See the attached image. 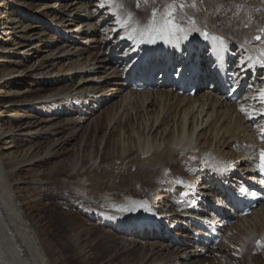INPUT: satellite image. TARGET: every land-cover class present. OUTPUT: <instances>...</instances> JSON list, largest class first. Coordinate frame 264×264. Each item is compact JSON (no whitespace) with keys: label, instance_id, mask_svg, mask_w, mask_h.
<instances>
[{"label":"bare ground","instance_id":"bare-ground-1","mask_svg":"<svg viewBox=\"0 0 264 264\" xmlns=\"http://www.w3.org/2000/svg\"><path fill=\"white\" fill-rule=\"evenodd\" d=\"M54 1L46 0L44 4L52 3L50 4L52 8L62 5L60 9L62 11L72 5V2L70 5V2H66V0ZM77 1L80 2H75V5L71 6L66 17L57 19V12L52 10L51 18L44 21L39 16L27 15L24 11V2L12 0L17 5L13 7V13L17 12L20 18H29L31 22L34 20L45 26L41 33L46 37H40V39H46V43L41 46L42 41H39L27 46L28 48L33 47L34 54L38 53L41 48H48L53 43L54 36H58L57 39L60 38L62 43H76L79 37L80 41L86 43L97 41L98 46H95L92 51H78L80 54L77 52L79 56H83L85 53L87 56L82 59L81 65L76 68L69 65L67 71L85 69L86 72L74 75L75 77L71 76L69 81H73V85L68 88L53 87L55 84L64 82L61 79L49 78L57 72L45 73L42 69L45 68L46 62L36 69L34 66L28 67V70L25 71H29V73L25 78L28 77L30 80L18 82L10 80L12 77H18L20 71H15V73L14 67L10 69L5 65V67L1 66L4 61L0 60V85H5L3 81L8 79L6 84L11 83L12 87L6 97L0 95V98L7 99L4 102L0 100V112L4 108H9L6 113L12 117L7 121L12 125L10 124L6 130L5 124L0 125V146L3 140L14 138V148L17 150L16 155L10 157V154L3 153L5 149L1 150L0 148V226L4 227L2 228L4 230H0L4 232L3 236L5 233L9 235V244L13 246V255L17 256L16 259L21 262L24 258L27 261L28 258L29 261L32 259V264H55L56 260L61 257L58 256L53 260L51 258L53 255L50 257L49 252L44 251L38 241V234L33 229V224L30 223L29 217L25 216L26 211L17 202L20 198L17 197V199L13 195L14 188L12 186V179L15 177L16 171H21L23 167L48 165L53 161L52 164L55 167L52 175L59 182L53 192L51 191L54 201H59L60 204L63 202L61 207H72L77 211V217L73 219L74 222H78V217L81 218V215L89 211L94 214L102 213L104 215L102 221H110L112 224L110 233H107V235H111L109 238L104 237V243H109L114 248L120 244H130L129 247L115 250L112 255L108 256L105 264L132 263V260V262H125L124 259V257L126 258L124 254L132 250L140 255L135 264H205L204 261L197 259L201 258L202 252L211 251L209 245L206 244V238L196 236L197 240H193L194 243L190 244L176 241L173 235L183 236L184 233H181L183 221L191 226V229H204L199 233L202 236L208 235L207 230H213L217 217L208 218L214 222L212 224L200 221V218L202 213L207 217L214 216L217 208L223 206L221 198L215 201L216 207L207 202L208 196L214 195L217 198L221 194L217 183L223 182L222 177H230L226 183L231 189L238 188L242 180L248 177L251 179L259 177L256 171L249 174L246 169L255 166V162L252 163L254 152L264 148V145L261 144V140L264 138V115H256L257 112L264 111V105L258 103L259 94L264 90V79L259 78L264 75V67L256 63V59L261 57L260 49L264 47V43L259 41L260 45L257 48L252 47V43H256L257 35L264 36V33L259 32L260 28H264V8L257 3L258 0H211L210 4L218 8V14L211 16V20L206 21V17L204 18L206 12L203 13L200 0ZM256 4L257 7L254 8L253 5ZM46 5L48 4L44 6ZM31 10L30 5L26 7V11ZM81 10V15L89 13L90 16H85V18L77 16L78 13L75 12ZM242 10H248L250 17H254L249 20L250 30L246 32L239 28L235 30L237 26H232L233 28L227 30V25L225 26V22H223L224 18L231 19L232 15L229 16V13H232L236 19ZM196 11L200 21L195 22L196 27L200 28V32L190 31L185 36V33L176 31L167 23V21L174 20L182 27L191 28L189 21L194 20L192 14ZM129 14L131 21L128 19ZM52 22H54L53 25ZM124 24L127 26H122ZM61 25L68 26L61 28L64 33H60L57 29ZM81 27L89 28L81 33L74 31ZM27 28L30 26L28 25ZM10 29L15 31L11 24L0 22V31L3 30L5 36L11 34L8 32ZM48 30H52L54 33L51 37L46 33ZM205 30L210 36L221 37L224 43L221 45L218 41L205 39L201 34ZM243 32L244 35H242ZM20 37L30 38L33 36L22 34ZM146 46H149L150 49L145 50ZM185 46H189L194 51L188 53L185 62L177 63L176 67L175 62L178 59H173L171 69H174L173 67L179 69L175 83L171 84L169 81L168 76H170L171 70L170 72H161V69H158L160 77L154 83L156 90L137 92L127 88L130 83L136 80L134 79L136 77L135 66L136 70H139L138 74H147L149 80V76H152L157 69L155 66L159 63L158 59H161L155 53H164L166 49L182 50ZM67 49H64L63 52ZM1 50L9 51L10 49L3 48ZM145 51L147 57L144 60ZM219 51L225 54L227 64L230 66V73L236 84L248 89L247 97L251 99L248 101L253 103L258 101L256 103L259 105L253 107L256 112H251V115L256 117L252 121H246L245 114L240 110L241 104L247 100L241 101V104H231L222 97L220 92L197 93L194 97L178 93L176 85L183 78H187L186 81L192 80L196 87H202L206 78L203 75L205 70L202 67L206 66L211 60V56L214 57L213 55ZM28 53L31 54V51ZM53 54L54 51L46 55L45 58ZM26 56L22 58H28ZM249 57L252 59L250 60ZM198 58L203 60L202 67L201 69L197 67L196 74L191 75L188 72L190 70L193 72L192 68L196 65ZM140 60H142L141 63ZM168 61H170L169 57L165 62L168 63ZM188 61L191 62L190 65L187 64ZM62 67L59 68V71ZM89 68L90 70H88ZM96 69H102L103 72L97 73ZM8 71H12V73L8 74ZM21 73L23 75L24 72ZM106 75L108 76L106 77ZM195 77L201 80L200 85L195 82ZM110 84L113 85L109 86ZM23 85H28V88L19 89ZM110 87H115L118 92L126 91L129 95L139 96L137 106L143 109L139 115L136 114L139 117V127H133L132 121V123L128 121L124 125L119 120L115 122L118 112L112 115L109 110L100 118L89 122L94 116V112L99 110V105L108 102L107 98L109 97L106 94H109ZM31 95L39 97L30 100L28 98ZM133 105L135 104L133 103ZM1 114L3 112L0 113V121L3 120ZM236 114L239 116V122L244 120L243 124L248 125V129L251 127V123L258 128V133L252 132L254 134L250 140L252 144L250 146L244 147L243 140L240 145V132H242L240 123L235 124L236 126L232 130L228 129L229 126L217 128L221 119ZM171 116L173 118L170 120ZM5 120L4 118L3 121ZM205 123L209 124L203 129ZM79 133H82V138L84 136L88 140L92 138L91 141L85 145L82 152L80 150L72 151L67 158H64L67 147L72 140L77 139ZM98 160L99 167L97 169L101 173L91 176V170ZM105 163L113 167H102L101 169L100 167ZM198 164L200 165L199 169L196 168ZM203 167L205 173L201 175ZM112 168L118 172H113ZM197 171L199 174L196 173ZM235 171L239 174H234ZM144 180L148 181V184ZM76 181L78 183H75ZM90 181L93 184L88 185ZM178 181L182 182L178 183ZM163 183L166 186L172 184L173 188L179 191L178 194H176V190L173 192L168 203L175 202L174 198L187 200L184 209L181 208L182 214L177 218L171 217L175 215V211H173L177 208L175 204H165V208H161V210L155 206L156 203L160 204L161 200L166 197L164 193L169 191V188L162 190L164 186H158ZM249 187L251 191H257L254 197L258 196L259 200L264 199L262 189L251 184ZM91 189L99 192L94 197L95 200L88 194ZM152 190L148 199L139 198ZM179 194L181 196L178 197ZM193 204L194 208L191 207ZM121 208L127 210L120 211ZM256 209L245 217H241L238 212L233 211V215L239 217L235 224L229 223V216H225V213L218 216L221 223L218 226L230 227L228 232L232 234L236 243H233L234 249L232 250L234 252L225 254L223 252L210 264H264V248L260 250L263 252L259 253V247L256 246V242L264 243V215H260V211L264 212V203H261ZM60 214L62 213L60 212ZM65 217L57 216L54 220L55 225L58 223L61 230L63 226L70 227V224L72 226V221ZM171 218L177 222L171 223ZM203 220L206 219L203 218ZM69 221L71 223L68 224ZM166 229H170L171 236L168 231L165 232ZM78 232L77 238L76 236L75 238L71 237L67 242H64L65 246L73 251L72 260H77V264H94L100 254L94 250L96 246L98 248V245L93 244L92 240L88 239L90 237L87 238L82 231ZM252 242H254V246L251 245ZM94 245L96 246L94 247ZM219 246L221 243L217 247L220 248ZM237 247L245 252H241L235 257V252H239L236 250ZM253 250H255L254 253ZM97 251L99 252V250ZM212 251L216 252V249L213 248ZM135 252L132 253L135 254ZM136 260L134 261L136 262Z\"/></svg>","mask_w":264,"mask_h":264},{"label":"rangeland","instance_id":"rangeland-1","mask_svg":"<svg viewBox=\"0 0 264 264\" xmlns=\"http://www.w3.org/2000/svg\"><path fill=\"white\" fill-rule=\"evenodd\" d=\"M0 1H1V5H0V13H1L0 22L9 23V24L12 25V27L15 28V31H12L10 29L8 32L11 33V34L10 35L7 34L6 36L4 35L3 30L0 31V48L1 49H3V48H9L10 49L9 51L8 50L7 51L6 50L3 51V50L0 49V60L4 61L3 64L1 63V66L5 65L7 67H10V69L14 67L15 68L14 72L15 71H20V75L18 77H12L10 81H18L19 82V81L26 80V79L30 80V78H28V77L25 78L27 73H29V71H25V70H28V67H30V66H34V69H36L43 62L47 63L44 66L45 68L42 69L45 73H52L53 71L57 72V74H53L49 78L61 79L64 82V83H61V84H55L53 86V87H57V88H62V87L68 88V87H70V85H73V81L72 82L69 81L70 80L69 78H71V76L79 75L80 73H85L86 72L85 69H83V70L82 69L81 70L78 69V70H74L73 72H70V71H67V70H68V68L71 65L74 68H76L77 66L81 65V62H83L82 59L85 58V56H87V55L85 53L83 55L84 57L83 56H79V54H80L79 52L80 51L82 52V51H92V50H94L93 48L95 46H98V42L97 41H95L96 43L95 42L86 43L85 41H80V38L78 37L76 43L67 44V43H62V40L60 38L57 39L58 36H54L53 37V43L50 44V46L48 48H41V49H39L38 53L34 54L33 51H32L33 47H29L28 48L27 46L29 44L38 43L39 41H42V43H40L41 46L46 43V39H40V37L41 38L42 37H46L45 34L43 35V33H41L44 30L45 26H43L40 23H37V21L35 22L34 20L31 22L29 20V18H20V15L17 12L13 13L12 9H13L14 6L16 7L17 5L15 3H13L12 0H0ZM14 1H18V2H21V3L24 2L25 3L24 11L27 13V15L31 14V15H35V17L39 16V18L43 19L44 21H48V18L49 19L51 18L50 15H52V10L57 12V19L58 18L62 19L64 17H66L68 15V11L70 10L71 6L75 5V2L76 3L80 2V1H77V0H66V2H70V5H71V2H72V5L71 6L69 5L70 6V7L68 6L69 8H66V9H64L62 11V10H60L62 8V5H61V7H58V5H57V7L55 6V8L54 7L52 8V5H50L52 3H45V4H48V5L44 6L45 5L44 2L46 0H14ZM49 1L51 2V0H49ZM210 1L211 0H204V1L200 0L199 1V3H201L200 6L203 9V13L206 12V15L204 16V18L206 17V19H205L206 21L211 20V16H214L215 14H218V8L215 7V6H212L210 4ZM257 3L261 4V7L264 8V0H258ZM29 5L31 6L32 10L31 11H26V7H28ZM253 7L254 8L257 7V4L253 5ZM54 9H56V10H54ZM242 11H243V13H242ZM242 11L240 13L241 16L239 14L238 16H236V19H235V16H233L232 13H229V12L226 11L227 13H229V16H230V14L232 15L231 19L226 18V17L224 18L223 22H225V26L227 25L226 26V29L228 28L227 30H230L231 28H233L232 26H237L235 28V30L238 29V28H239V30L244 31V32L250 30V28H249L250 27L249 26L250 25L249 20L254 19V17H252V16L250 17V15L247 12L248 10H242ZM80 12H82V10L78 11V12H75V13H78L77 16L80 15V16H82V18H85V16L86 17L90 16L89 13H87V14L86 13H82V15H81ZM73 16H76V15L73 14ZM192 17L194 18V21H197V20H198V22L200 21L198 16H197V11L193 12ZM232 18H234V19L232 20ZM244 20H245V22H244ZM219 23L220 22H218V24ZM53 24H54V22H52V25ZM28 25L30 26V28H27ZM62 27L66 28L68 26L61 25V27L57 28V29H59L60 33H64L61 30ZM88 28L89 27L84 29V28L81 27V28H79V30L78 29L77 30L74 29V31L81 33V32H83L84 30H86ZM244 32L242 33V35H244ZM46 33L49 34L50 37L54 34L52 32V30H48V31H46ZM71 33H72V31H71ZM22 34H29V35H31L33 37L21 38L20 36H22ZM255 42L256 43H252L253 44L252 47L257 48L260 45V44H258L259 41L256 40ZM66 48H68L67 51L63 52V50L66 49ZM29 51H31V54L28 53ZM53 51H54V54L52 56H47L45 58L46 55L50 54ZM77 52L79 54H77ZM8 55H11V56H8ZM23 56L24 57L26 56L28 58H22ZM62 66H64V67H62ZM60 67H62V69L59 71ZM90 68H92V67H90ZM90 68L88 70H90ZM96 71H97V73H100V71H101V73L103 72L102 69L101 70L96 69ZM21 72H24L23 75H22ZM58 72H60V73L58 74ZM10 73H12V71H8V74H10ZM108 75H106V77ZM106 77H104V78H106ZM159 77H160V71H158L157 74H156V81L159 80L158 79ZM259 78L261 80L264 79V75L259 76ZM8 81L9 80L6 79V80L3 81V83L5 82V85H3V84L0 85V95H3L4 97H6L7 92L12 89V87L10 85L11 83H7L6 84V82H8ZM25 85L21 86V88H19V89L28 88V85L27 86H25ZM112 85L113 84H110L109 86H112ZM153 90H156V89H153ZM108 91H109V94H106V96L108 95L107 97H109V98H107L108 102L106 104H104V105H101V106L99 105V110L97 112H94L95 114H94V116L91 118V120L89 122H93L94 120L100 118L101 116H103L106 113L107 110H109V112H111L112 115H114L115 112H118V114L116 115V120L117 121L115 120V122H118V120H119V122L121 121L122 124L124 125L128 121H130V122L132 121L134 123L133 127H135V128L139 127V121H138L139 117L136 114L139 115L140 112L143 110L142 108H138V106H137L138 105L137 102L139 100V96H137V95H129L126 91L118 92L117 90H115V87L114 88L110 87ZM99 95H101V94H99ZM199 95L202 96V94H199ZM4 97L0 98V100L2 102L7 101V99L4 98ZM37 97H39V96L31 95L28 99L33 100V99H36ZM100 97H99V99H100ZM126 97H128L126 99L127 102L125 100ZM248 100H251V99L249 98ZM247 101L244 102L243 104H241V102H239L237 104H241L240 110L243 107L244 109L247 110V113H249V114H246V112L241 111L243 114H245L246 121H248V120L252 121V119L256 118L255 116L251 115L252 113L256 112V111L253 110V107H254V105L256 106V105H259L261 103H260V101L259 102L256 101L259 104L256 103V102L253 103L251 101H248V102ZM133 103L135 105H133ZM251 106H252V108H251ZM258 108H259V106H258ZM136 109H138V110H136ZM8 110H9V108H4L0 112V113L3 112V114H1L2 117H3V120H4V118L6 119L5 121H3L2 119L0 121V125L1 124H5V126H4L5 130L8 127H10V124H11V123L8 124L7 121L12 119L11 116H8L9 113H6ZM141 114L143 115V113H141ZM214 117H216L215 114H214ZM232 117H234V118L232 119ZM238 117L239 116L236 114V115H231V117H229V118H226L227 121H226L225 118L221 119V121H220L221 124L218 123L217 128H220L221 126H223V127H228L229 126L228 129L232 130L236 126L235 124L240 123ZM172 118L173 117L171 116L169 119L171 120ZM228 119H229V121H228ZM222 121H224V122L226 121V122L224 123ZM243 121L244 120H242V122L239 124L240 125V131H242V132H240V137H241L240 138V145H241V140H243L244 142L242 143V145L244 147H246L248 145L249 146L252 145L250 143V140H252V135L254 134L252 132L254 131L255 133H258V128H257L256 125L251 123L250 124L251 127H249V129H248L247 128L248 125L245 126L243 124ZM227 122H229V123H227ZM113 124H114V122H113ZM208 124L205 123V125H204L205 127H203V129L206 128L208 126ZM242 127H243V129H242ZM208 135H210V134L208 133ZM91 139L92 138H90L88 140L87 138H85V136H84V138H82V133H79L78 136H77V139L76 140H72L70 142V145L67 147V150L64 153V158H67L68 155L71 154L72 151L80 150L82 152V149H84L86 144H89ZM14 142H15L14 138H11V139L7 138V139L3 140V143L0 146L1 150L5 149L3 151V153L10 154L11 155L10 157H14L16 155V151H17L14 148V145H15ZM52 163H53V161L50 162V164L44 165V166L23 167V169L21 171H19V172L16 171L15 177L12 179V186L14 188V194H13L14 197L15 198H17V197L20 198V199L17 198L18 199L17 202L19 203L20 207H23L24 210L26 211L25 212V216L29 217L30 223L33 224V229H34V231L37 232L38 241H39L40 245L42 246V248L44 249V251L46 253L49 252L48 254H50V257L53 255L51 257L52 259L53 258L55 259L56 257L58 258V256H61L60 258H58L56 260L55 264H74V263L77 264L78 263L77 260H72L73 251L70 248H67L65 246V243H64V242H67L68 238H71V237L75 238V236L77 238V234H79L78 231H82L83 235H85L87 238L90 237L88 239L89 240L91 239L93 244L98 245V248H96L97 247L96 245H94V247L95 246L96 247L95 248L93 247V248H94V250H95V252L97 254L100 253L101 255L98 254L99 258L96 259L94 264H96V263L97 264H99V263L100 264H105L106 259L108 258V256L112 255L115 252V250H119V248L121 249V248L129 247L130 244L124 243V244H120L119 246H116V248H114L109 243H104V237L106 238V236H107L109 238L110 237L109 235H111V234L107 235V233L108 232L110 233L112 224H111L110 221H106V222L102 221V219H103L102 217L104 216L102 213L94 214L93 212L89 211V212L85 213L84 215H81V216L79 215L81 218L78 217V219H79L78 222H74L73 221V219L75 217H77V215H76L77 211L74 208H72V207H67V208L61 207L63 202H61V204H60L59 201H57V202L54 201L52 192L57 187L56 185H58L59 182L56 181V179L52 175V172H53L54 167H55L54 164H52ZM199 166L200 165L198 164L196 168L199 169ZM97 167H99V160L96 162L95 167L91 170V176L92 175L94 176V175H97L98 173H101L100 171H98L99 169H97ZM102 167H113V166H111V165L109 166L108 164L105 163L100 168L102 169ZM112 171L115 172V173L118 172L114 168H112ZM204 171H205L204 167L201 168V173L200 174L203 175L205 173ZM177 172L180 173V171H177ZM198 172L199 171H197L196 173H198ZM200 179H202V178H200ZM144 181L146 182V180H144ZM200 181H202V180H200ZM75 183H78V182L76 181ZM80 184H82V183H80ZM91 184H93V183L90 181V184H88V185H91ZM164 184L165 183L158 184V186H160V185H161L160 187L164 186V187H162V190H163V188H169V191H166V193H164L165 194L164 196H166V197H164L161 200L160 204L156 203L155 206L159 207L158 210H161V208L162 209L165 208V204L166 205L167 204H169V205H174L175 204L177 206V208H175L173 210V211H175V215L171 216V217L177 218V217H179L180 214H182L181 208L184 209V207L186 206V205H184L185 204L184 203V199L181 198V199H177L176 200L174 198L173 200L175 202L168 203V201H170L169 199H171V196H173V192L176 189L173 188L172 184H170V186H166ZM95 191L96 190L91 189L88 192L89 196H91L92 199H94V200H95L94 197L97 195V193H99V192H97V191L95 192ZM152 192H153V190L151 192H148L147 195H144V196L139 197V198L146 200V199H148L150 197ZM175 192H176V194H178L179 191L176 190ZM104 193H106V192H104ZM92 194H94V195H92ZM179 196H181V195L179 194L178 197ZM178 206H179L180 209L178 208ZM179 210H180V212H179ZM60 212L62 214H60ZM101 214H102V216H101ZM260 215H264V212L260 211ZM57 216L58 217H65L66 216L65 218H68V220L72 221V226H71V224H70V227L68 225L63 226V228L61 230L60 226L57 225L58 223H56V225H55V221L54 220H55V218H57ZM82 217H84V218H82ZM99 217H100V219H99ZM70 221L67 222V223L68 224L71 223ZM174 221L177 222L176 220L171 218V223H174ZM79 227H81V228H79ZM2 228H4V227L0 226V229H2ZM181 228L183 229V230H181V233L182 232L184 233L183 236L180 238L181 241H184L185 243L192 244L195 240H197L196 236H198L197 235V233H198L197 231L198 230L191 229V226L187 225V223L185 221H183V225H182ZM229 228H226V227L224 228L225 229V231L223 232L224 238H223V240L221 242V246H219L220 248L216 247L215 248L216 252L212 251V249H210L211 251L206 252V253L202 252L201 258H199L197 260H200L202 262L204 261L205 264H207V263L210 264L212 262V260H214L216 257L221 255L223 252H224L223 254L234 252L232 250V249H234L233 243H236V242H235V240H233L232 234L228 232ZM2 230H4V229H2ZM193 230H194V232H193ZM192 232H193V234H192ZM3 233L4 232L3 231L1 232V230H0V252H1L0 253V260H1L0 264H13V263L14 264H20V263L21 264L22 263L23 264L24 263L25 264H27V263L28 264H32V259H31V261H29L28 258H27V261H26V259L24 258V260L22 262L19 261L18 259H16L17 256L13 255L14 254L13 253V248H12L13 246H11L9 244L10 243L9 235L7 233H5V235H8V236H5V235L3 236ZM117 236H119V235H117ZM117 236H114V237L116 238ZM98 242L102 243V244L99 245ZM223 244H225V245H223ZM251 245L254 246V242H252ZM256 246L259 247V253H262L263 250L262 251H260V250L264 248V243L256 242ZM239 247L236 248V250H238L239 252L238 253L235 252V255H234L235 257L238 256L239 253L245 252V251H241L239 249ZM97 250H99V252ZM57 251H59V252H57ZM132 252L134 253L135 250H132L131 252H126L124 254V256H126V258L124 257L125 262L126 261L130 262L131 260L133 261V262L131 261L132 263H129V264L137 263L138 259L140 257V255L137 252H135V254H133ZM252 252L254 253L255 250H253ZM127 253H129V254H127ZM130 253H131V255H130ZM97 254H96V256H97ZM133 255H134V257H133ZM102 256H103V258H102ZM127 256L129 257V259L127 258ZM122 257H123V255H122ZM133 258H135V259H133ZM98 259H101V260L98 261ZM103 259H105V260H103ZM15 260H17V261H15ZM134 260H136V262ZM206 260H207V262H206Z\"/></svg>","mask_w":264,"mask_h":264},{"label":"snow or ice","instance_id":"snow-or-ice-1","mask_svg":"<svg viewBox=\"0 0 264 264\" xmlns=\"http://www.w3.org/2000/svg\"><path fill=\"white\" fill-rule=\"evenodd\" d=\"M129 21H131V15L129 14V17H128ZM153 23H155V21L153 20ZM168 24L171 25L172 28H174L176 31L178 32H182V33H185V36L187 35L188 32L190 31H196V32H200V28L196 27V22L194 20H191L189 21V23L191 24V28H185V27H182L180 24L176 23L174 20H170V21H167ZM122 26H127V24H124ZM259 32L260 33H264V28H260L259 29ZM205 39H212L214 41H218L221 45L224 43L223 42V39L219 36H210L209 33L205 30L201 33ZM255 39L257 41H261L262 43H264V36L262 35H257L255 37ZM260 52H261V57H258L256 59V63L260 64L262 67H264V47H262L260 49ZM249 59L251 60L252 58L249 57ZM259 101L262 105H264V90H262L259 94ZM241 111L243 112H246V114H249L247 113V110L244 109L243 107L241 108ZM256 115H264V111L262 112H257ZM261 168L262 170H264V150H261ZM182 181H178V183H181ZM247 191V190H245ZM254 195V194H253ZM127 209L125 208H121L120 211H126Z\"/></svg>","mask_w":264,"mask_h":264}]
</instances>
